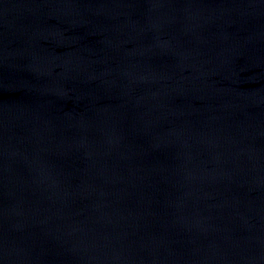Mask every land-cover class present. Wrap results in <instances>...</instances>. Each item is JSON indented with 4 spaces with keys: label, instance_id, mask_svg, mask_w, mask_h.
Listing matches in <instances>:
<instances>
[{
    "label": "water",
    "instance_id": "95a60500",
    "mask_svg": "<svg viewBox=\"0 0 264 264\" xmlns=\"http://www.w3.org/2000/svg\"><path fill=\"white\" fill-rule=\"evenodd\" d=\"M0 264H264V0H0Z\"/></svg>",
    "mask_w": 264,
    "mask_h": 264
}]
</instances>
